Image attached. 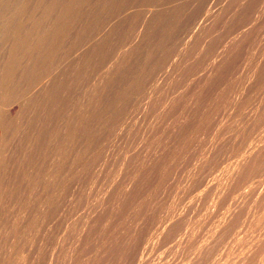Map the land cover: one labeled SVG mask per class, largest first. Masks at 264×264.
<instances>
[{"label":"rangeland","instance_id":"1","mask_svg":"<svg viewBox=\"0 0 264 264\" xmlns=\"http://www.w3.org/2000/svg\"><path fill=\"white\" fill-rule=\"evenodd\" d=\"M263 141L264 0H0V264H264Z\"/></svg>","mask_w":264,"mask_h":264},{"label":"bare ground","instance_id":"2","mask_svg":"<svg viewBox=\"0 0 264 264\" xmlns=\"http://www.w3.org/2000/svg\"><path fill=\"white\" fill-rule=\"evenodd\" d=\"M70 10H71V9H70ZM5 26H6V25H5ZM5 26H4V28H5ZM15 26H16V25H15ZM6 27H7V26H6ZM2 28H3V27H2ZM5 30H6V29H5ZM7 30H8V32H9V29H7ZM13 30H14V29H13ZM5 32H7V31H5ZM30 32H31V31H30ZM18 33H19V32H16V33L12 34V36L17 37V36H18ZM6 34H8V33H6ZM10 34H11V33H10ZM4 35H5V34H4ZM17 38H18V37H17ZM17 38H15V39H17ZM15 39H14V37H13V41H14V42H16ZM18 39H19V38H18ZM42 40H43V39H42ZM17 42H18V40H17ZM17 42H16V43H17ZM3 43H4V41H3ZM16 43H15V46H17ZM15 46H14V47H15ZM16 48H18V46H17ZM11 50H12V49H11ZM10 56H11V55H10ZM4 66H5V65H4ZM45 68H46V67H45ZM1 75H2V74H1ZM1 79H2V78H1ZM3 82H4V81H3ZM173 86H174V85H173ZM3 89H4V88H3ZM2 95H3V94H2ZM1 97H2V96H1ZM2 99H3V98H2ZM4 101H5V100H4ZM251 140H252V139H251ZM263 142H264V141H263ZM259 144H260V143H259ZM234 170H235V169H234ZM207 188H208V187H207ZM218 196H219V195H218ZM260 211H261V210H260ZM205 216H206V215H205ZM207 218H208V217H207ZM197 220H198V219H197ZM201 223H202V222H201ZM245 225H246V224H245ZM198 228H199V227H198ZM192 230H193V229H192ZM153 235H154V234H153ZM157 240H158V239H157ZM153 248H154V247H153Z\"/></svg>","mask_w":264,"mask_h":264}]
</instances>
